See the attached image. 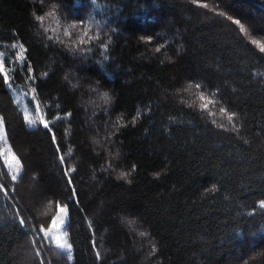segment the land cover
<instances>
[{"label":"trees","instance_id":"trees-1","mask_svg":"<svg viewBox=\"0 0 264 264\" xmlns=\"http://www.w3.org/2000/svg\"><path fill=\"white\" fill-rule=\"evenodd\" d=\"M261 46L264 0H0V264H264ZM36 104L76 169L70 259L38 238L70 190Z\"/></svg>","mask_w":264,"mask_h":264},{"label":"snow or ice","instance_id":"snow-or-ice-1","mask_svg":"<svg viewBox=\"0 0 264 264\" xmlns=\"http://www.w3.org/2000/svg\"><path fill=\"white\" fill-rule=\"evenodd\" d=\"M205 7H207V5H204ZM50 15L52 13H49ZM221 15H224L223 13H221ZM37 19L39 20H43V17H37ZM229 19H231L229 17ZM233 23L239 25L240 21L239 20H234ZM71 27L75 28L76 25H71ZM241 31H243V26L241 25ZM67 34V33H66ZM84 36H88V32L87 30H85ZM89 39H91V37H89ZM81 44L86 43V41L82 38L80 40ZM157 52H159L161 50L160 47H157L155 49ZM262 52H264V46H261L260 49ZM28 71H29V76L28 79H34L31 76V66H30V62H29V66H28ZM0 73L3 74V81L6 85L9 86V89H11L12 85L10 83L9 80V76H8V72L5 70V66L3 64H0ZM197 87H199V85H196ZM27 95V93H25ZM105 95V99H108L107 93L104 94ZM201 100H205V97L203 95L200 96ZM213 103V101L208 100L207 103H205L203 105V107L205 109L208 108V105ZM35 111H39V104L35 105ZM67 115H71L70 113H68ZM233 115H228V120L232 121L233 120ZM56 119H61L62 117L60 115H57L55 117ZM25 119L28 121L29 124H32L33 121L29 120L27 115H25ZM42 124H43V128L46 129L48 131V133L50 134L51 137V141L52 144L55 146L56 152L58 154V159L60 161V164L63 167V172H64V176L67 182V186L70 190L69 196H68V201H66L64 204H58V214L56 215L55 219L51 220L50 224L51 226L45 230L43 227L38 229V238L43 241V239L45 237L50 236L54 231L58 230L61 226H64V231H65V235L67 234V227L70 224L69 221V207H68V203L70 202L73 207H78L79 206V197L77 196V190H76V186L73 183V178H72V173L75 172V168L72 167L70 164H65V154L61 153V149H60V145L56 143V135L55 132L52 130V127L50 126V124L42 119ZM0 141H3L4 144H7V130L5 128L4 125V118L3 116H0ZM9 153H11V149L10 148H5L3 151H0V157H2L3 159L0 160V176H8L10 182H15L17 180V177L22 169V165H21V161L20 159L14 154L12 153L9 159ZM70 154V150L69 153ZM122 175H126V174H122ZM15 188L14 185L12 183H10L7 187L3 184L0 183V195H4L6 196L8 192H14ZM11 199L15 200V196L11 197ZM259 207L264 208V201L260 202ZM18 211H23V209H18ZM18 223L21 227H24L25 225V219L23 217H19L18 219ZM88 226H89V230H92V224L91 221L88 222ZM39 233H43V236H39ZM57 240V247H59L60 249H62L64 252L68 253V258L70 259V245H66V244H62L60 243V237H56ZM38 254V253H37ZM96 258L97 260L100 259V252L96 251Z\"/></svg>","mask_w":264,"mask_h":264},{"label":"rangeland","instance_id":"rangeland-1","mask_svg":"<svg viewBox=\"0 0 264 264\" xmlns=\"http://www.w3.org/2000/svg\"><path fill=\"white\" fill-rule=\"evenodd\" d=\"M27 117L29 118V120H31L33 122H37V123L42 122V118L39 116L38 112H36L35 115H30L29 113H27ZM6 147L11 149L8 141H7L6 145L4 144L3 141H0V151H3ZM12 153H13V151L11 149V153H9V159H10V156ZM1 159H3V158L1 157ZM57 214H58V209H57L56 215ZM56 215H55V217H56ZM55 217L53 219H55ZM50 226H51V224L49 225V227ZM47 229H45V230H47ZM56 237H60V243L70 245L69 241H68V233L65 235L64 226H61L58 230L54 231L50 236L45 237V238H47L48 241H50L52 243V245H54L59 251H61L62 253L66 254V255H69L68 253L64 252L62 249L57 247ZM70 256H71V247H70Z\"/></svg>","mask_w":264,"mask_h":264}]
</instances>
